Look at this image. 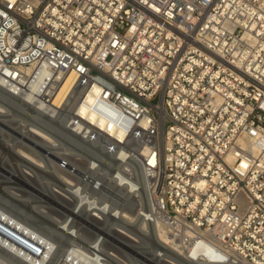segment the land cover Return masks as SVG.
<instances>
[{"label":"built area","instance_id":"built-area-1","mask_svg":"<svg viewBox=\"0 0 264 264\" xmlns=\"http://www.w3.org/2000/svg\"><path fill=\"white\" fill-rule=\"evenodd\" d=\"M66 74L75 150L138 155L131 207L176 247L94 195L96 231L0 220V264H264V0H0L3 87L45 102Z\"/></svg>","mask_w":264,"mask_h":264},{"label":"bare ground","instance_id":"bare-ground-1","mask_svg":"<svg viewBox=\"0 0 264 264\" xmlns=\"http://www.w3.org/2000/svg\"><path fill=\"white\" fill-rule=\"evenodd\" d=\"M58 78H59V82L58 83H52V85L49 87L48 93H49L50 97H49L48 101H45V102L37 101V99L34 98L32 92L28 91L24 94H20L18 92H15L13 90L8 89V88H4L3 85L0 83V94L7 97L9 99V101L12 100L11 101L12 103H6L7 101L1 100L4 97H2V95L0 96L1 97L0 98V117L9 116L10 117V119H8L9 122H14V123L17 122V124L22 127L21 128L22 135H20V137L24 136V138H26V142L21 141L19 139V140H15V142H12L11 144L6 141V140H9V138L6 140L0 139V155L3 153L2 151H4L5 153L6 152L11 153L14 156L18 157L19 159L24 160V162H26V165L22 164L23 166L19 170L24 172V176L25 177L27 176V179L30 180V182L32 184L37 185L38 183H40L44 187H46L47 185L50 186L48 193L50 195H54V196H59V197L61 196V198H63L64 201L68 197H71V200L73 199L75 202L76 209H78L80 212H85L86 214L89 212H91L92 214H99V211L97 210V208H98L97 206H99V204L95 205L90 201V198L94 197V195L107 196L109 194L107 191L114 192L116 196H117V193L125 194V196L129 199L133 198V196H135V195H138V196L141 195L143 188L145 187V185L143 183L145 172L143 175V171H141L140 167L136 166L132 162L133 160H136L139 158L138 155L131 157L130 160L125 159L124 154L120 152L121 148L116 149L115 153H110V156H111L110 158L114 161L115 169L113 171L109 172L106 169H103V167L101 166V161L104 158L102 156V154L98 153L97 154L98 156L96 155L97 158L93 159L94 161H92V160L90 161V159H89V160H87L86 163H82L81 161H79L80 159L76 158V155H79V154L76 152L75 147H74L75 143L77 142V140L73 134V131L77 129L74 124L68 126V129H69L68 131L65 130L64 125H60L59 126L61 129L60 136H56L55 133L48 131L46 128L40 127L38 124L37 125L35 124V122L41 121V120H38L37 118H41L42 120H45L43 124L49 125V127L52 129L54 127L52 125L50 126L51 120L52 119L59 120L61 115L63 114V111L67 110V109H64V103L67 100H66V97H65V100H63V97L66 94V92L68 91V89L73 85V83L75 81V75L74 74H66L63 76H58ZM36 87H37V84H35V86L33 88H36ZM80 93H81V91H79L77 93V95L74 97V100L72 99L69 102V105L71 107L73 106L74 102L78 99L77 97H79ZM13 100H16V102H14ZM13 102L16 104L18 102V105L23 106V109H22V107L20 108V109H22L21 111L26 110V109L24 110V106H26L28 109H31L30 112H32V115H29V116L26 115V116L31 118L29 120L33 119L32 120L33 122H29V120L27 121L24 118L19 119L18 121H17V119L15 120V118H13V113L11 112L12 104H14ZM18 105L16 106L17 108H18ZM33 113H35V114H33ZM37 113L41 114V115L38 116V115H36ZM18 116L19 115H17V117ZM48 120H50V122ZM3 122L5 123L7 121H3ZM10 125H11V123H10ZM13 125H16V124H13ZM7 126H9V124ZM0 130H1V128H0ZM4 133L5 132L3 131V134ZM8 135H10V134H8ZM26 136H28V137H26ZM29 136L34 138V139L30 138ZM67 139H69L70 141H67ZM34 140H36L35 142H37V141L40 142V145L44 144L46 146L45 151L48 152L49 156L51 157V158H48V161L46 159H45L46 161H42V159H40L38 157L40 155H37V153H36L37 151H35V149L33 148V145H30L29 143H27V141L28 142L30 141V143L36 144L33 142ZM62 142L63 143L69 142L71 147L67 146V144H65V146L62 145ZM13 148H16V149L14 151L13 150L11 151V149H13ZM1 158L2 157H0V160H1ZM79 158H80V156H79ZM57 159H59V160L57 161ZM107 160L108 159H106L105 162H107ZM18 163H16V164L18 165ZM1 166H2V164H1ZM33 168L41 170L45 174L49 173L50 176H52L53 178L56 179L57 184L53 183L50 185L51 182H49L47 180H42V179L40 180L41 182L37 183V181H39V180L36 179L37 177H36L35 171H33ZM81 168H82V177H81L82 182L79 185L75 186L76 181L78 180L77 174L79 172H81ZM132 168H133V171H132ZM83 170H84V172H83ZM6 172H8V171H6ZM10 172H11V170H10ZM11 173H13V172H11ZM131 173L135 174L137 176L136 178L138 180L134 181L133 180L134 178H132L130 176ZM54 174L56 175V177H58V179L55 177ZM14 179L18 180V181L21 180L18 177H14ZM0 183H5V186L2 187V190H4V192L10 197H16V198L19 197L21 199V196L23 194L27 193V191L25 189L19 188L20 186H18V187L11 186L9 184V183H12L10 180H0ZM7 184H9V185H7ZM40 184H39V187H40ZM34 185L28 184V187H31L34 190H38V189L34 188ZM38 192H40V193H42V195H44V192H42L40 190H38ZM72 195L74 196V198H72L73 197ZM28 197H30V196L28 195ZM31 197H33V196L31 195ZM111 197L114 200L113 201V203H114L113 207L114 208H112V212L114 214H117L119 219H120V216H122L123 217L122 219H125V220L131 219V221L132 220L137 221V224L139 226L138 229H140L141 231H137L136 233H139V235H143L144 232L149 231L151 236L154 239H156L158 244L161 247H163L164 249H168L169 247H172V248L176 247V244L167 235V231L163 227V225L160 221H156L152 225L149 223L148 216H147L146 212H144L143 215H141L139 212H137V210H135L134 212H133L134 209L132 211H129L126 208L121 207L122 205H120V204L116 205V203H118V200L114 199L115 198L114 196H111ZM24 199H25V197H24ZM24 199L22 201H24ZM29 199H30V202H32L31 198H29ZM33 200H35V199H33ZM67 200L69 201V198ZM38 201H41V200L39 199ZM35 204L32 206V208H33V211H35L34 209H37L38 214L49 213L52 211L55 212V209L50 208V206H48V205L46 206L44 204H37V205H35ZM75 205L72 202L70 204L69 208L64 207L62 205L61 206L67 210L73 211V209H75L74 208ZM29 206H30V204H29ZM108 208H110V205H108ZM1 209H2V211H4L3 208H1ZM2 211L0 210V220L5 221L6 223H11L13 225V228L17 229L18 231H33L32 229H30L31 227H28L24 224H21L19 219H18L19 220V222H18L16 219H14L13 217H10V215H7ZM56 212H58V210H56ZM22 214H23V212H22ZM64 214L66 216V213H64ZM63 215L61 217H63ZM70 219H71V217H70ZM70 219H69V221L71 223L72 219L71 220ZM52 220H53L52 222H54L53 224L58 226L59 220L55 219V218L54 219L52 218ZM66 220H68V219H66ZM72 223H73V221H72ZM63 224H65V223H63ZM68 225H70V224H68ZM71 225H74V224H71ZM57 226H55V227L58 228L59 226L58 227ZM60 226H62V224ZM67 230H68V227H67ZM63 231H66V228ZM123 232L126 234L127 238L139 240L138 236H136V234H134L133 232H130L129 230H125ZM119 238L123 239L122 237H119ZM195 249H197V248H195ZM139 253H140V250H139ZM199 264H212V263H206V261H204L203 263L200 262Z\"/></svg>","mask_w":264,"mask_h":264},{"label":"rangeland","instance_id":"rangeland-1","mask_svg":"<svg viewBox=\"0 0 264 264\" xmlns=\"http://www.w3.org/2000/svg\"><path fill=\"white\" fill-rule=\"evenodd\" d=\"M2 91V90H1ZM2 94H0V96H1ZM2 97H4V98H2L1 100L2 101H7L6 103H12L11 101L12 100H10L9 101V99L7 98V97H5L4 95H2ZM1 98V97H0ZM14 102H16V100H13ZM153 102H156L157 101V98H154L153 100H152ZM13 102V103H14ZM18 105V102H17V104L16 103H14V104H12V110H11V112L13 113V118H15V120L17 119V121L19 120V119H26L27 121L29 120V119H31L30 117H27V116H29V115H32V112H30V110L31 109H28L26 106H24V110L25 111H21L22 109H23V106H20V105H18V108L16 107ZM22 107V109H20ZM26 107V108H25ZM15 108V109H14ZM29 113H28V112ZM23 113V114H22ZM36 113V112H35ZM35 113H33V114H35ZM17 115H19L18 117H17ZM27 115V116H26ZM36 115H41V114H36ZM43 115V114H42ZM16 116V117H15ZM2 118V119H1ZM4 119V120H3ZM8 119H10V117L9 116H5V117H0V128H1V130H0V134L2 135H0L1 137H0V139H4V140H6V139H8L9 138V140H6L8 143H12V142H15V140H21V141H25L26 142V138H24V136H21L20 137V135H22V133H21V126L20 125H18L17 124V122L16 123H14V122H9L8 121ZM38 120H41V121H37V122H35V124L37 125H39L40 127H42V128H46L48 131H51V132H53V133H55V135L56 136H60V131H61V129H60V123L58 122V120H55V119H50L51 120V123H50V126L52 125L54 128H50L49 127V125H44L43 123H44V121L45 120H42L41 118H37ZM33 120V119H32ZM32 120H29V122H33ZM50 120H48L49 122H50ZM3 121H7V122H3ZM56 122V123H55ZM10 123H11V125H10ZM9 124V126H7ZM13 124H16V125H13ZM49 124V123H48ZM10 127V128H9ZM3 131L6 133H4L3 134ZM8 134H10V135H8ZM5 135V136H4ZM10 136V137H9ZM20 138H19V137ZM7 137V138H6ZM26 137H28V136H26ZM30 137V136H29ZM17 138V139H16ZM30 138H32V137H30ZM59 138V137H58ZM32 139H34V138H32ZM3 140V141H4ZM36 140H34L33 142L34 143H36V144H32V143H30V141L28 142L27 141V143H29L30 145H33V148L35 149V151H37L36 153H37V155H40V156H38L40 159H42V161H48V158H51L50 156H49V154H48V152H46L45 150H46V146L44 145V144H41L40 145V142H35ZM67 141H70L69 139H67ZM65 144H67V146H70V144H69V142H67V143H63L62 142V145H64L65 146ZM36 145V146H35ZM66 146V147H67ZM71 147V146H70ZM16 148H13V149H11V151L13 150H15ZM41 151H40V150ZM4 150V149H3ZM44 151V152H43ZM3 153L0 155V157H2L1 158V160H0V180H10L12 183H9L11 186H16V187H18V186H20L19 188H22V189H25L26 191H27V193H25V194H23L22 196H21V199L18 197V198H16V197H10V196H8L5 192H4V190H2V187L3 186H5V183H0V210L2 211V209L1 208H3L4 209V211H2V212H4L5 214H7V215H10V217H13L14 219H16L18 222H19V220H20V223L21 224H24V225H26V226H28V227H31L30 229H32L33 231H58L59 229V231H63V230H65V228H66V231H73L72 229V227H77V223H74L75 222V218L79 221V222H81V223H84V225L85 226H89L90 228H92V230H94V231H96L97 230V228H96V226L98 227V224L94 221V220H92L88 215H90V213L91 212H89V213H85V212H80L78 209H76V205H75V202H74V200L72 199L71 200V197H68L69 198V201L66 199L65 201L63 200V198H61V196L59 197V196H54V195H50L49 193H48V190H49V188H50V186H46V187H44L42 184H40V183H38V182H41L40 180L42 179V180H47V181H49V182H51L50 183V185L51 184H53V183H56L57 184V182H56V179L55 178H53L52 176H50V174L48 173V174H45L44 172H42L41 170H38V169H36V168H33V171H35V174H36V179L37 180H39V181H37V185H34V184H32L31 182H30V180H28L27 179V176L25 177L24 176V172H22L21 170H19V169H21V167L23 166L22 164H25L26 165V162H24V160H22V159H19L18 157H16V156H14L13 154H11V153H5L4 151H2ZM77 152V151H76ZM11 154V155H10ZM79 156H80V158H79ZM104 158V160L102 159V161H101V166L103 167V169H106L107 171H109V172H111V171H113L114 169H115V164H114V161L110 158L111 156L110 155H105V156H103ZM106 157V158H105ZM76 158H78V159H80L79 161H81L82 163H86L87 162V160H89L90 159V161L92 160V161H94L93 159V157L92 156H88V155H76ZM46 159V160H45ZM60 159V158H59ZM59 159H57V161L59 160ZM106 159H108L107 160V162H105L106 161ZM5 160V161H4ZM22 160V161H21ZM19 162V163H18ZM16 163H18V165L16 164ZM1 164H2V166H1ZM15 165V166H14ZM28 165V164H27ZM19 167V168H18ZM35 169V170H34ZM10 170H11V172H13V173H11L10 172ZM48 170V169H47ZM6 171H8V172H6ZM83 172H84V170H83ZM81 173V174H80ZM14 175V176H13ZM22 175V176H21ZM26 175V174H25ZM55 175V174H54ZM24 176V177H23ZM14 177H18L19 179H21L20 181H18V180H15L14 179ZM44 177V178H43ZM55 177H56V175H55ZM81 177H82V168H81V172H79L78 174H77V181H76V185L75 186H77V185H79L81 182H82V180H81ZM84 177V176H83ZM57 179H58V177H56ZM80 178V179H79ZM52 180V181H51ZM16 182V183H15ZM9 184H7V185H9ZM28 184L29 185H34V188H36V189H38V190H40V191H42V192H44V195H42V193H40V192H38V190H34V189H32L31 187H28ZM39 184H40V187H39ZM25 187V188H24ZM42 187V188H41ZM46 189V190H45ZM111 196H114L115 198L114 199H116V200H118V205L120 204V205H122L121 207H123V208H126L127 210H129V211H132L133 210V208L131 207V202H132V200L135 198V196H138V195H135V196H133V198H127L126 196H125V194H119V193H117V196L115 195V193L114 192H111V191H107ZM111 192V193H110ZM114 193V194H113ZM33 196V197H31V195ZM34 194V195H33ZM26 195V196H25ZM28 195L30 196V197H28ZM53 196V197H52ZM73 196V195H72ZM119 196V197H118ZM141 196H144V189H143V191H142V194H141ZM24 197H25V199H24ZM28 197V198H27ZM59 197V198H58ZM4 198V199H3ZM29 198H31V201L32 202H30V199ZM58 198V199H57ZM72 198H74V196L72 197ZM126 198V199H125ZM16 199V200H15ZM24 199V201H22ZM33 199H35V200H33ZM41 200V201H38V200ZM62 199V200H61ZM7 202H6V201ZM28 200V201H27ZM71 200V201H70ZM34 202V203H33ZM74 203V208L75 209H73V211H70V210H67V209H65V208H63L62 206H64V207H67V208H69L70 207V204L71 203ZM36 203V204H35ZM61 203V204H60ZM9 204V205H8ZM29 204H30V206H29ZM37 205V204H44V205H48V206H50V208H53V209H55V212H49V213H43V214H38V210L37 209H34L35 211H33V208H32V206L33 205ZM62 205V206H61ZM29 206V207H28ZM61 206V207H60ZM15 210V211H14ZM56 210H58V212H56ZM136 209H134L133 210V212L135 211ZM22 212H23V214H22ZM75 212V213H74ZM138 212V211H137ZM64 213H66V216H65V214ZM73 215H72V214ZM79 213H80V215H79ZM28 214V215H27ZM48 214V215H47ZM64 214V215H63ZM22 215V216H21ZM63 215V217H61ZM78 215V216H77ZM94 215H96V214H94ZM121 215V214H120ZM66 218H65V217ZM19 217V218H18ZM69 217V218H68ZM70 217H71V219H72V221H73V223H72V221H71V223H70V221H69V219H70ZM52 218L54 219H58L59 221H58V226L57 225H54L53 223L54 222H52L53 220H52ZM64 220H63V219ZM123 217L122 216H120V223H118V224H122V225H124L123 227H120V225H117V226H114L113 228H117V229H122L123 231H125V230H129V231H135V233L137 232V231H141L140 229H138V224H137V221H135V220H132L131 221V219H122ZM19 219V220H18ZM66 219H68V220H66ZM70 219V220H71ZM23 220V221H22ZM23 223H22V222ZM62 221V222H61ZM66 221V222H65ZM126 221V222H125ZM131 221V222H130ZM136 222V223H135ZM62 224V226H60L61 224ZM63 223H65V224H63ZM86 223H89V224H87L86 225ZM125 223V224H124ZM68 224H70V225H68ZM71 224H74V225H71ZM55 226H57L58 228H56ZM64 226V227H63ZM70 226V227H69ZM67 227H68V230H67ZM72 228V229H71ZM126 228V229H125ZM76 230H77V228H76ZM105 231H110V230H105ZM112 231V230H111ZM131 240H129L128 241V243H127V241H124V243H127L128 245L130 244V246H133V244H131V243H133L132 241L130 242ZM136 245V244H135ZM136 249V248H135ZM147 258H150V257H147ZM153 258V257H152Z\"/></svg>","mask_w":264,"mask_h":264}]
</instances>
